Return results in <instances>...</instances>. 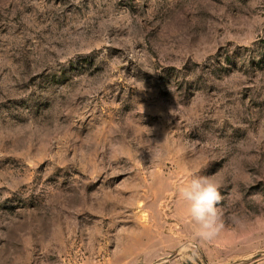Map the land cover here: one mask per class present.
I'll return each instance as SVG.
<instances>
[{
	"label": "rangeland",
	"instance_id": "374dc122",
	"mask_svg": "<svg viewBox=\"0 0 264 264\" xmlns=\"http://www.w3.org/2000/svg\"><path fill=\"white\" fill-rule=\"evenodd\" d=\"M0 264H264V0H0Z\"/></svg>",
	"mask_w": 264,
	"mask_h": 264
},
{
	"label": "clouds",
	"instance_id": "9594fccd",
	"mask_svg": "<svg viewBox=\"0 0 264 264\" xmlns=\"http://www.w3.org/2000/svg\"><path fill=\"white\" fill-rule=\"evenodd\" d=\"M220 186L211 177L194 175L178 194L187 203V212L196 226L199 239H213L223 228L221 213L217 205L221 201Z\"/></svg>",
	"mask_w": 264,
	"mask_h": 264
}]
</instances>
